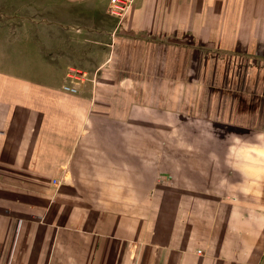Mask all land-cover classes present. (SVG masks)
I'll return each mask as SVG.
<instances>
[{"label":"crops","instance_id":"crops-1","mask_svg":"<svg viewBox=\"0 0 264 264\" xmlns=\"http://www.w3.org/2000/svg\"><path fill=\"white\" fill-rule=\"evenodd\" d=\"M109 8L0 0V264H264V0Z\"/></svg>","mask_w":264,"mask_h":264},{"label":"built area","instance_id":"built-area-1","mask_svg":"<svg viewBox=\"0 0 264 264\" xmlns=\"http://www.w3.org/2000/svg\"><path fill=\"white\" fill-rule=\"evenodd\" d=\"M126 5V0H110L109 11L111 14L118 15V11H122V8ZM77 76L74 74L67 75V81L62 85L61 89L63 92L69 94H77L78 86L83 82L84 77Z\"/></svg>","mask_w":264,"mask_h":264}]
</instances>
